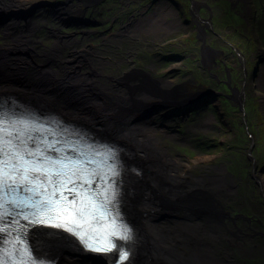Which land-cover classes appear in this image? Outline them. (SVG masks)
I'll return each mask as SVG.
<instances>
[{
    "label": "bare ground",
    "instance_id": "obj_1",
    "mask_svg": "<svg viewBox=\"0 0 264 264\" xmlns=\"http://www.w3.org/2000/svg\"><path fill=\"white\" fill-rule=\"evenodd\" d=\"M72 3L56 7L43 0H0V13L9 17L5 16L7 21L0 23V70L4 71L0 99L56 113L64 121L118 145L126 168L122 208L127 215L126 195L133 193V207L135 203L138 209L136 214L132 211L138 244L127 264H210L211 260L218 263L219 258L211 248L207 250L202 235L205 227L212 233L221 231L220 194H214L213 188L225 194L228 183L210 171L197 172L196 163H207L210 155L188 158L176 152L177 146L175 150L168 146V141L175 139L169 120L175 111L183 110L180 118L188 122L184 125L187 138L192 132L191 121L187 120L188 105L203 93L191 95L185 82L158 75L156 70L153 74L134 67L123 71L121 59H105L97 46H85V40L77 35L58 30L57 25L62 27L71 20L72 25L81 24L73 20L82 19L79 14L87 5L83 3L80 9ZM41 6L45 9L39 11ZM52 23L55 28L50 29ZM44 29L48 36L43 35ZM107 66L116 67L117 71L108 68L109 72L103 73L101 70ZM44 75L62 84L58 90L72 87L81 106L76 109L64 104L63 100L69 98L67 90H59L64 94L62 99L57 97L61 104L54 102L51 89L36 83ZM99 77L106 84L102 88L92 82ZM89 91L93 92L87 97ZM142 243L145 244L141 246ZM99 263L109 264L88 259L79 248L56 253V264Z\"/></svg>",
    "mask_w": 264,
    "mask_h": 264
},
{
    "label": "snow or ice",
    "instance_id": "obj_2",
    "mask_svg": "<svg viewBox=\"0 0 264 264\" xmlns=\"http://www.w3.org/2000/svg\"><path fill=\"white\" fill-rule=\"evenodd\" d=\"M51 119L56 128L0 101V264H56L68 248L128 260L136 237L121 208L119 149Z\"/></svg>",
    "mask_w": 264,
    "mask_h": 264
},
{
    "label": "rangeland",
    "instance_id": "obj_3",
    "mask_svg": "<svg viewBox=\"0 0 264 264\" xmlns=\"http://www.w3.org/2000/svg\"><path fill=\"white\" fill-rule=\"evenodd\" d=\"M43 1L48 6L54 4L56 7L58 5H61L62 3L68 2V0ZM78 1L79 0H72V5H80L79 8H82L83 5H87L84 12L85 16L81 13L79 15L83 16L82 19L76 18L73 20L81 24L72 25L71 20L69 23H65L66 26L64 24V27L57 25L56 28L65 32V34L67 35H77L79 39L83 41L85 40V46H97L100 50L103 51V56L105 59H113L115 62L117 59H121L123 63L120 64V67L123 71L126 69V71L128 72L132 67H134L138 71L142 69L143 71H146L149 74H153L156 70L158 75H167V78L172 79L173 81L178 83L185 82L188 91L198 90V87L203 88V86L214 88V86L216 87L217 78L225 79L223 78V74L216 72L217 68L215 71V67L211 68L208 65L201 66V60H199V57L192 55L195 52L194 45L196 44L193 42L187 43L186 41V38L190 36V30L180 28V25L178 23V14L175 15V11L169 5L157 2L154 5L151 4L153 7L152 8L150 3H153V0H106L104 2L102 0H86L87 2L83 5L80 4ZM110 5L115 7V9L108 8V6ZM40 9L42 11V9L45 8L41 6L39 8V11ZM57 11H61V9H58ZM55 14H58V12L53 13V15ZM6 15L0 13V19L9 18ZM130 17H135L136 19L139 18L142 23L139 26L137 25L136 29L123 28L127 19H129ZM175 18L177 19V23L175 22ZM52 28H55L54 23H52V27H50V29ZM127 30L128 32H126ZM116 34L119 35V37H116ZM43 35L48 36V31L44 29ZM176 49L182 52L181 57L172 56L171 52ZM10 57V55H7V58ZM150 62H152L153 64ZM227 62L234 68V80H240L242 76H240V71L237 69L239 66H235L236 62L234 61V56L231 57L229 60L227 59ZM172 64L174 65V67ZM108 68L110 70L117 71L116 67L111 66H107V69H102L101 71L107 74V72H109ZM194 69H197V72L194 71ZM49 75H44L42 80L37 79L36 83L42 84L43 86L47 85L48 89H51L50 92L51 94H53L55 100L54 102H57L59 104H61V102L57 99V97H61V99L64 97L63 92H59V90H67L69 98L63 100L64 104H67L68 106L74 108L76 106V109L77 107H80V104L82 102L78 96L74 95V89L72 87H65V89L62 88L59 90L56 89L62 84L53 81V79ZM3 76L4 71L0 70V79ZM259 77L260 79L254 82H251L249 78L244 85L249 87L246 88V90L244 89V93L246 97V127L249 129L250 133L243 132L244 134H242L240 131H236L233 126L232 128L235 130V134L232 131L225 132L224 128L221 125L222 120L218 119V117L212 111H209L208 109L203 111V109L198 116L195 115L193 107L191 105H188V109L190 111L187 112V114H189L187 115V120L191 121L189 122L191 127L189 130H191L192 132L190 131L191 133L187 134L188 137L186 138L184 125H186L188 122L184 123V121H182L183 118H180V116L184 111L178 109L177 111H175L173 118L169 120L171 124V129L174 132L175 139L174 141H168V146H170L173 150H175V147L177 146L176 152L182 153L184 156H188V158H195L196 156L198 157L206 154L210 155L211 160L207 161V163H196V165L198 164L197 172L200 174H204L207 171L213 173L212 169L214 166L220 163L224 164V162L222 161L225 159L227 160L228 156L234 154V152L232 151H234L235 149L229 146H233V143L235 144L234 138L238 137V135H241V137L243 138L242 140H245L246 145H248L249 141L251 140L249 138V135L251 134L250 136H252L256 143L254 146L255 157H264V71L262 72V74L259 75ZM56 81H58V78L56 79ZM92 82L95 85H100L98 87L101 88L102 86L106 85L104 82L100 81V77L98 79H93ZM56 90H58L57 93ZM92 92L93 91L86 92L88 94L87 97ZM81 93L84 94V91H81ZM87 97H85L86 100ZM170 97L171 99L174 98L172 94H170ZM205 108H207V106H205ZM106 117L107 115H105V118ZM107 120H111L110 117ZM240 120V115H238L237 119L231 121V125L235 124L236 128L237 126L239 127L240 124L238 125V122ZM216 127L220 129L216 130ZM181 134L183 136H181ZM203 139H205V141H203ZM212 144H214L213 147ZM213 192L217 196L219 194H222L220 189L217 188H213ZM126 198L127 204L125 208L127 209V215L128 218L134 223L135 217L133 212L135 210L136 214V210H138L137 208H135V203L133 207V202L136 198L133 193L126 195ZM217 233L218 231H216V233H212L208 227H205V231L202 235L205 241L204 244L209 245V248L212 249V252L214 251L216 253L217 258H219V263L221 261L222 264V260L224 259V264H237L235 263V261L227 262V259H230L232 256V246H230V244L233 243L234 246L236 240L232 238V241H230L228 236V241H224L222 244L223 236L222 234L219 235ZM210 242L212 244L211 246ZM247 247L248 246L245 245L243 247V251L247 252L245 253V255L248 257L247 259L249 261H252L250 248ZM253 254L257 256L256 251ZM256 259L258 260L259 257L257 256ZM236 261L239 264H243L238 260Z\"/></svg>",
    "mask_w": 264,
    "mask_h": 264
},
{
    "label": "flooded vegetation",
    "instance_id": "obj_4",
    "mask_svg": "<svg viewBox=\"0 0 264 264\" xmlns=\"http://www.w3.org/2000/svg\"><path fill=\"white\" fill-rule=\"evenodd\" d=\"M68 2L72 3V0ZM78 2L85 4L87 1ZM157 2L169 5L175 15L178 14L180 28L190 30L186 41L197 45H194L195 52L192 55L199 57L200 65L215 67L217 73L224 75L225 79L217 78L214 88L203 86L191 90V95L200 92L204 95L199 99L194 98L191 104L195 115L199 116L203 109H208L222 120L225 132L232 131L235 134L236 129L242 134L250 133L246 127L244 93V89L249 87L244 85L249 78L251 82L260 79L259 75L264 71V0H153L150 5ZM108 8L115 9L112 5ZM84 12L82 8L81 13ZM141 23L139 18L130 17L123 28L136 29ZM171 53L174 57L182 55L177 49ZM233 56L242 76L240 80H234V68L227 62ZM194 71L197 72V69ZM238 115L241 120L238 122L240 126L236 128L235 124L231 125V121L237 119ZM217 127L216 130L220 129ZM250 135L248 145L241 135L235 137V144L229 146L235 149L231 150L234 154L223 160L224 164L220 163L212 169L216 174L214 177L220 176L228 183L227 193L219 196L222 228L217 234H222V244L228 241V236L230 241L232 238L236 240L234 246L230 244L232 256L227 262L239 264L238 260L243 264H264V157H255L256 143ZM245 245L250 248L252 261L247 259V252L243 251ZM206 248L210 249L209 245ZM255 251L260 261L253 254ZM160 258L158 260L161 261ZM210 264H221V261L214 263L211 260Z\"/></svg>",
    "mask_w": 264,
    "mask_h": 264
},
{
    "label": "water",
    "instance_id": "obj_5",
    "mask_svg": "<svg viewBox=\"0 0 264 264\" xmlns=\"http://www.w3.org/2000/svg\"><path fill=\"white\" fill-rule=\"evenodd\" d=\"M7 21V19H4V18H1L0 19V23H5ZM81 253H84V255L88 258V259H97L98 261L100 262H108L111 258L110 256L106 255V254H99V253H90V252H87V251H81ZM128 263V262H127ZM126 263V264H127Z\"/></svg>",
    "mask_w": 264,
    "mask_h": 264
}]
</instances>
